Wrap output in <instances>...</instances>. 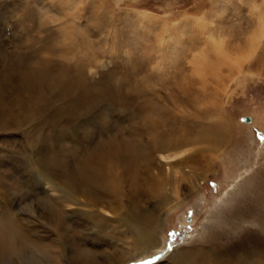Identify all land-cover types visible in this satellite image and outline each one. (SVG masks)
<instances>
[{
	"label": "rangeland",
	"instance_id": "1",
	"mask_svg": "<svg viewBox=\"0 0 264 264\" xmlns=\"http://www.w3.org/2000/svg\"><path fill=\"white\" fill-rule=\"evenodd\" d=\"M196 20L206 21L204 30ZM262 31L264 0H0V225L17 227L16 233L7 227L14 242L0 248V258L14 261L22 250L28 264H118L130 255L125 264H170L175 249L201 246L213 257L222 249L230 261L264 264ZM61 67L101 97L82 119L55 132L36 111L44 96L55 107L64 103L68 90L54 79ZM117 91L128 115L116 114ZM157 101L174 118L162 130L186 132L190 142L150 152L145 136L131 133L162 110L152 105ZM111 121L145 154L124 167L114 163L119 196L84 189L73 174L80 164L97 165L101 140H118L116 130L102 129ZM219 121V143L194 141L200 124ZM148 152L147 168L141 161ZM48 209H56L49 221ZM142 212L157 216L163 243L135 254L122 219ZM86 213L98 222L90 224ZM42 246L51 249L48 261H37Z\"/></svg>",
	"mask_w": 264,
	"mask_h": 264
},
{
	"label": "bare ground",
	"instance_id": "2",
	"mask_svg": "<svg viewBox=\"0 0 264 264\" xmlns=\"http://www.w3.org/2000/svg\"><path fill=\"white\" fill-rule=\"evenodd\" d=\"M139 15H140V17H144V18L148 17L147 15H145L144 13H141V12L139 13ZM196 23H197V26H199L202 30H204L205 27L207 26V23H206L205 20H198V21L196 20ZM263 32L264 31H262V33ZM207 36H208L207 38H209V39H212V40L214 39L213 36H212V32L211 33L209 32ZM216 42H217L216 43L217 45L219 43L220 44L219 46H222L223 40L222 39L216 40ZM217 51H219V49ZM220 51H221V49H220ZM201 52L203 53V50ZM223 53H224V51H223ZM198 54H200V52H198ZM204 60H206L205 59V55H203V56H201L199 58L200 62H203ZM63 68L64 67H61V69H58L57 71H55V72L63 73V75H60L59 73H55L54 74V79H56L57 81H59V80L62 81L65 90H68V95H62V98H64V100H65L64 103L62 105L58 106L60 104L59 103L57 105V107H55V105H54L55 101L47 100V98L45 96L42 97V100H39L37 102V107L38 106L41 107V104L44 102V104H43L44 107L41 108L40 110L37 109V111H36L37 115H39L41 113V111H42V114L44 112V114H46V116H48L47 119H49V121H50L49 124H51L52 126L56 127V129L54 130L55 132L61 131V129H64L65 127H69L71 124L75 123V121H76V119H78V117L81 118V117L84 116V114H86V112L92 111L93 110L92 109V107H93L92 104H95L94 102L97 101L98 98L101 97L100 92H98L99 94L97 95V94L93 93L92 90H89V89H91L92 86L88 87L87 85H85L83 87L82 82L77 81L79 78L72 77V75L69 76L68 73H66V71L63 70ZM44 75L45 74H43V76ZM35 82H36V80H35ZM78 86H80V91L78 93H76L75 95H73V94L71 95V92H72L73 88H74V91H73V93H74L75 92V88H77ZM133 88H135V87L133 86ZM122 95H123V93L121 94L118 91H117V93H113V96L111 97V101L113 102L115 100L114 103L115 102H118V103L120 102V104H118V105H120L121 107L117 111L118 113H116V114H122V115L126 114V115H128V107L126 105L127 102L123 99ZM139 97L137 96V98H139ZM60 102H61V99H60ZM148 103H150V102L147 100L145 104H148ZM88 104H89V106H88ZM153 104H155V107L162 106V110L160 112H158V113H155V114L153 112L148 113L147 116L144 117V123L142 124L141 129L139 127L138 129H135V130L131 131L132 134H136L134 131H136V132L140 131V133L145 136L146 145H148V144L150 145V146H146V149L149 150L150 152H154V151H158V150L159 151H165V150L170 149V148H173V149L174 148H178L181 145H184L185 143L190 142L189 141L190 137L188 136V134L186 132L183 133L180 130H175L172 133V129L162 130V127L167 124L168 120L169 119L170 120H174V118H173V116L171 114L168 113V111H166L164 106L161 105L158 101H157V103H153L152 102V105ZM82 105H85V112L81 111V109L79 108ZM115 105L116 104H113L112 106L114 107ZM46 107H48L49 110L46 109ZM136 107L137 106H135L134 109H136ZM101 112L102 111H100V113ZM54 117H59L58 119L61 122L58 123L57 119L56 120L53 119ZM170 124L172 125L173 123L170 122ZM99 127H101V126H99ZM222 128H223V124H222L221 121L216 122V123L214 122V123H211V124H208V123L200 124V130H198L197 134H195L194 141L195 142H203V143L204 142L205 143L208 142V143L214 144V143L218 142L217 138L220 136V134L222 132ZM102 129L104 131H106L107 134H113L112 132H108V131H115L116 130L117 134H115V133L114 134L119 137L118 140L115 141L114 143L101 140L99 142L100 149L97 152H95V154L97 155L96 156L97 157V163H95V164H97V165H93V164L87 165V164H85V165L82 166L80 164L75 169V171H73V174H75L78 177H80V179L79 180H75L74 182L76 184H79V185H84V189H86L85 186L96 188V189L102 188L104 190V192H107V193L112 192L115 196H119L120 192L117 189V186L115 184L117 181H116V173H115L114 163H117L121 167H124V166L128 165L129 162L133 161L136 156H144L145 154H142V152L144 150H142L137 145L136 139H134L132 137H130V142L127 141V140L123 141V135L119 132V130H117L115 128V125L112 123V121H111L110 124L104 125V127ZM46 132L47 131H45V133ZM43 135L44 134H42V136ZM46 139L47 138H45V140ZM40 140H42V139H40ZM40 140H38V141H40ZM92 140H93V138H92ZM86 141H87V139H86ZM34 151H35V149H34ZM183 151L176 152L172 156L179 155L178 157H180V155H182L181 153H183ZM146 154L147 155H146L145 159L142 160L141 163H145L144 164L145 167L148 168V167H150V165L153 162V160L150 159V153L149 152L146 153ZM160 156L162 157V159L167 160L170 155L169 156H165L164 154L163 155L161 154ZM179 159H181V158H179ZM136 161H138V160H136ZM119 163H121V164H119ZM117 164H115V165H117ZM123 171L126 172V168H124ZM134 174H137V173H134ZM45 179H47V178H45ZM118 181H120V180H118ZM46 183H48V182H46ZM65 190H66V188L62 189V193H64L63 196H64V198L69 199L65 195V193H66ZM95 196L96 195L91 196V198L88 200L89 201L88 203H90L91 205H95L96 201H97ZM67 199L65 201H68ZM55 210L56 209H48L46 211V213L45 212L43 213L44 216H46L48 218V221L51 220V218H54L53 217V212ZM138 215L140 216V219H133L130 216H128V217L124 216L123 217L124 219H122L124 222H122V223H124L125 230H127L126 232H128L127 234H129V237L131 239V241L128 243L130 248L132 247L130 249V252L132 250L134 251L135 249H138V250H140V251H142L144 253L146 251V248H148L147 246H150L152 248L153 247H157L158 245H161V243H163V241L161 240V238L158 237V234H157L158 233V225L160 224V222H159V224L157 222V220H158L157 216L155 214H153L152 212L151 213L142 212L141 214H138ZM104 216H107V215H104ZM84 217H85V219H87V218L90 219L89 220L90 224L98 222V219L96 217L92 216V214L86 213V214H84ZM10 226L11 225L8 222L5 223L4 226L0 225V248H2L1 251L6 249L7 247H9V245H7V243L14 242V237L15 236L11 237V238L10 237H6V232H7L6 229H7V227H10ZM12 226H14L15 228L12 227ZM12 226L10 227V229L14 230L15 233H16L17 231L15 229L17 227L14 224H12ZM19 229H21V231L25 230V229L22 228V224L19 225ZM99 231H100V229H99ZM27 232L31 233V231L28 230V229H27ZM101 234H103V233H101ZM103 238H104V236H103ZM125 243L127 244V242H125ZM112 247L113 248L108 247V248H110V251H111V253L108 254V255L110 256V259L114 261V258H116V259H119V258H118V256H116L117 255V252H115L116 251V249H115L116 247H114V246H112ZM50 250L51 249L49 247L45 248V247L42 246V247L38 248V250H36L37 251L36 253L40 254V256L36 255V256H38L37 261H42L44 259V257H46L47 261H48V259L51 258ZM220 251H221L220 254L218 253L217 256L213 257V256H211V251L207 247H201L200 246V247H196V248H193V249L189 248V250H186V249H175L171 254L168 255V260H170V264H241L242 260L240 258H237L236 260L232 258L231 261H230V258L229 259L226 258L225 252H224V254H222L223 250L221 249ZM136 252H135V254H136ZM215 252H217V251H215ZM31 254H33V253H31ZM22 255H23V251L20 250V253L15 257L14 261L8 260V259H5V258L2 257V258H0V264H28L29 259H27V258L25 259L24 257H22ZM31 257H33V255ZM95 258H97V257H95ZM132 258H133V256L130 255V256L126 257V258L124 257L123 259L117 260V263L118 264H125L126 262H128ZM35 263H36V261H35ZM52 263H54V262L52 261ZM54 264H56V263H54Z\"/></svg>",
	"mask_w": 264,
	"mask_h": 264
},
{
	"label": "water",
	"instance_id": "3",
	"mask_svg": "<svg viewBox=\"0 0 264 264\" xmlns=\"http://www.w3.org/2000/svg\"><path fill=\"white\" fill-rule=\"evenodd\" d=\"M246 121H249V118L248 117H246V119H245Z\"/></svg>",
	"mask_w": 264,
	"mask_h": 264
}]
</instances>
